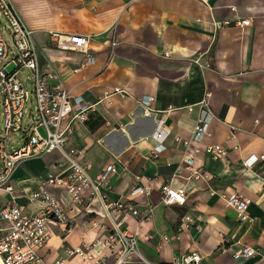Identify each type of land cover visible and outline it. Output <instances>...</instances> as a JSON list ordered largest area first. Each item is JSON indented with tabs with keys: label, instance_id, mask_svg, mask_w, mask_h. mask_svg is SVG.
Listing matches in <instances>:
<instances>
[{
	"label": "crops",
	"instance_id": "crops-1",
	"mask_svg": "<svg viewBox=\"0 0 264 264\" xmlns=\"http://www.w3.org/2000/svg\"><path fill=\"white\" fill-rule=\"evenodd\" d=\"M10 1L34 32L41 69L55 75L50 86L92 106L67 146L83 151L92 177L114 167L104 193L108 202L138 211L121 217L120 228L137 236L143 259L171 264L198 252L201 264H255L259 255L244 259L238 248L247 245L264 254V162L242 164L264 155V0H28L30 18L24 0ZM235 21L249 25L238 27ZM49 31L88 36L95 62L84 66L83 54L57 49ZM113 38L115 55L106 65ZM144 98L151 99L149 108L141 104ZM205 99L211 116L199 145L219 144L228 151L220 160L196 156L195 165L211 175L207 183L187 179L185 147L174 141L191 137ZM158 130L167 133L162 142L153 138ZM158 145L163 150L155 153ZM58 159L54 152L19 164L9 181L13 196L0 193V207L12 200L35 213L39 204L30 194L59 172ZM164 184L184 189L185 203H159ZM144 185H151L149 194L131 195ZM53 193L68 222L50 226L39 254L48 263L88 264L69 258L66 250L104 233L108 220L102 205L88 195L73 204L64 192ZM234 194L251 200V222H240L226 206L222 196ZM184 217L190 222L175 240ZM95 254L112 264L105 249Z\"/></svg>",
	"mask_w": 264,
	"mask_h": 264
},
{
	"label": "built area",
	"instance_id": "built-area-1",
	"mask_svg": "<svg viewBox=\"0 0 264 264\" xmlns=\"http://www.w3.org/2000/svg\"><path fill=\"white\" fill-rule=\"evenodd\" d=\"M234 24L241 27L249 25V21H235ZM4 32L8 34L9 41L5 39ZM48 34L57 49L83 54L84 66L95 62V57L88 50V36L55 31H49ZM116 46L117 42L113 38L109 42L106 65L113 59ZM10 66L13 68L8 71ZM24 70L28 71L25 78L21 75ZM54 78V74L42 70L39 65L34 32L24 24L10 0H0V193L13 196L9 181L16 167L25 160L56 152L59 154L57 166L60 168L56 175L41 182L30 194V201L39 204L35 213H26L23 206L12 200L0 207L1 264H69L66 259L48 263L39 254L50 238V226L66 225L68 222L61 199L53 193L54 190L67 194L73 204L88 195L102 205L104 218L108 220L100 237L67 249L69 258L79 257L88 264H106L103 257L95 254L96 249L102 248L107 251V257H111L112 264H148L138 251L137 236L120 228L121 217L137 216L138 211L130 204L108 202L104 193L110 175L115 172L114 167L110 165L92 177L89 175L90 165L83 161V151L67 146L75 125L84 123L92 106L74 99L64 88L50 86L49 82ZM205 96L208 98L209 94ZM29 102L33 103L30 110L27 109ZM150 102V98L141 100V104L147 108ZM201 106L204 107L203 114L196 121L191 137L183 141L175 137L174 141L185 147L183 162L189 173L187 179L207 183L211 175L195 165L196 156L205 154L213 160H220L227 156L228 151L219 144L199 145L208 133V118L211 116L210 110L206 108V99ZM27 115L31 120H25ZM40 128L44 135L40 134ZM166 137L167 133L162 130L153 134L158 142ZM162 150L160 145L154 148L155 153ZM258 160L264 162V155L259 158L250 156L242 164L251 167ZM150 191L151 185H144L134 189L131 195H147ZM211 193L214 191L211 190ZM222 199L240 222H251L248 213L251 200L236 194L222 196ZM185 200L184 189H172L167 184L160 186L159 203L183 205ZM152 210L150 208V212ZM189 222L190 217L183 218L175 240L180 238V233ZM163 240L169 239L163 237ZM238 249L240 257L251 259L259 255L255 264H264V254H258L252 247L241 245ZM201 260L198 252H191L171 264H201Z\"/></svg>",
	"mask_w": 264,
	"mask_h": 264
},
{
	"label": "rangeland",
	"instance_id": "rangeland-1",
	"mask_svg": "<svg viewBox=\"0 0 264 264\" xmlns=\"http://www.w3.org/2000/svg\"><path fill=\"white\" fill-rule=\"evenodd\" d=\"M3 35H4L5 39H6L7 41H9V36H8V34H7L6 32H4ZM12 68H13V66H10V67L8 68V71H11ZM27 74H28V71H26V70L22 71V73H21V75L23 76V78H25V76H26ZM32 107H33V103H30V102H29V103L27 104V109L30 110ZM24 118H25V120L28 119V118H29V120H31V117H30L29 115L25 116ZM1 125H2V116H1V108H0V127H1ZM39 132H40L41 135H44L43 129L40 128V129H39ZM32 159H33V158H32ZM14 183H17V181H16L15 179H14ZM3 200H4V201H5V200L7 201V198H4Z\"/></svg>",
	"mask_w": 264,
	"mask_h": 264
},
{
	"label": "clouds",
	"instance_id": "clouds-1",
	"mask_svg": "<svg viewBox=\"0 0 264 264\" xmlns=\"http://www.w3.org/2000/svg\"><path fill=\"white\" fill-rule=\"evenodd\" d=\"M23 8L26 18H30L31 13L29 12L28 0H24Z\"/></svg>",
	"mask_w": 264,
	"mask_h": 264
},
{
	"label": "bare ground",
	"instance_id": "bare-ground-1",
	"mask_svg": "<svg viewBox=\"0 0 264 264\" xmlns=\"http://www.w3.org/2000/svg\"><path fill=\"white\" fill-rule=\"evenodd\" d=\"M0 264H1V262H0Z\"/></svg>",
	"mask_w": 264,
	"mask_h": 264
}]
</instances>
